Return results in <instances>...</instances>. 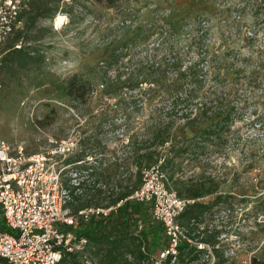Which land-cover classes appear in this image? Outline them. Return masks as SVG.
Wrapping results in <instances>:
<instances>
[{
  "label": "rangeland",
  "instance_id": "rangeland-1",
  "mask_svg": "<svg viewBox=\"0 0 264 264\" xmlns=\"http://www.w3.org/2000/svg\"><path fill=\"white\" fill-rule=\"evenodd\" d=\"M113 2L111 7L95 0L30 1L21 24L0 46V140L22 145L29 154L54 152L51 157L59 161L57 169L63 170L62 179L71 195L79 184V193L94 186L95 179H88L83 170L98 168V164L109 171L102 183L106 190L125 187L130 173L137 172L127 162L129 143L134 135L144 133L151 113L140 103L129 109L115 97L101 96L104 89L97 73L113 55L112 45L131 41L139 60L156 54L160 61L167 58L169 84L177 79L173 70L177 51L184 56V71L203 60L210 76L201 94L188 103L210 106L231 101L240 114L204 161L184 165L189 177L213 179L223 197L201 224L218 233L219 254L207 249L211 258L207 255L197 264H264V0ZM41 6L47 14L56 11L55 16L36 20L35 11ZM60 16L65 17L63 25H58ZM197 20L206 24L202 46L199 41L191 44L200 30ZM161 44L165 50L158 51ZM118 55L120 62L114 59L109 67L111 81L134 72L129 52ZM213 68L222 75L220 89L214 88L218 82ZM75 77L87 87L70 95L68 86ZM191 92L192 85L185 80L180 96L188 99L185 96ZM133 94L126 90L120 96L127 100ZM174 98L171 94L159 97L154 108L168 112ZM183 125L177 124L174 130L179 132ZM64 147L72 149L66 158ZM83 154L92 156L90 164L68 163ZM217 195L202 202L213 204ZM69 211L73 212L70 206ZM145 212L153 218L152 206H145ZM145 223L140 222L141 227ZM86 250L97 264L95 252ZM155 258L162 260L161 251Z\"/></svg>",
  "mask_w": 264,
  "mask_h": 264
},
{
  "label": "trees",
  "instance_id": "trees-1",
  "mask_svg": "<svg viewBox=\"0 0 264 264\" xmlns=\"http://www.w3.org/2000/svg\"><path fill=\"white\" fill-rule=\"evenodd\" d=\"M95 1L107 2L111 7L115 4L113 0ZM55 13L56 11L47 14L44 6H41L35 11V17L36 20L48 17V15L54 17ZM197 23L200 30L198 36L191 40V44L199 41L198 45L202 46L207 35L203 30L206 24L202 20H197ZM132 46L133 43L127 40L113 44V55L102 62L103 66L98 69L97 81L104 89L101 91V96L115 97L119 100V105H128L131 107L129 109H133L134 105L140 103L151 113L144 133L134 135L128 146L127 162L135 166L137 172L136 174L130 173L127 186L115 185L110 190H106L102 183L106 175H109V171L102 170L103 165L101 164H98V168H84L83 171L88 173L87 178L95 179V184L83 190L82 193L78 192L81 190V185L75 188L72 193V202L69 204L73 210V216L77 218L78 213L87 208L115 207V209L108 218H94L89 223L80 221L70 229L77 234L78 240H88L87 248L95 252L98 258L97 264L158 263L159 260L155 258L158 252L161 251L162 254L171 248L166 229L163 224L156 222L154 218L146 214L145 206L148 205L131 201L129 198L142 187L143 172L162 162L161 168L168 176L170 189L177 192L182 199L192 202L179 218L181 227L186 231L187 241L180 243L177 256L169 255L163 263L197 264L205 261L207 255L211 258L206 250L199 248L200 244L209 246L215 254H219L216 250L219 244L217 242L218 233H215L210 226L202 228L201 224H204V217L208 211L220 204L223 197L219 192V185L213 179L206 178L204 175L189 177L184 165L188 161H204L203 158L213 152L211 149L215 147L217 141L225 138L226 130L231 129L232 123L237 120L240 112L237 110L236 103L231 101L213 102L210 106L207 103L195 104V106L188 103L194 95L201 94L210 76V72L205 71L202 66L203 60L184 71L182 62L184 56L182 51H177V54H174L173 65L177 79L169 84L165 74L171 66L166 56L164 55L166 59L161 61L158 60L160 56L157 54L147 56L145 60H139L131 50ZM159 47L161 48L158 51L165 50L164 45L161 44ZM124 50L131 56L129 63L133 66L134 72L128 77L117 76L111 81V78L108 79V72L115 64L114 59L120 62L118 53ZM145 72L148 74L143 75ZM211 73L216 76L215 79L218 82L214 88L220 89L223 79L220 78L221 73L215 68ZM185 80L192 85L191 94L185 96L188 99L180 96V89ZM86 87L85 81H79L78 77H75L70 81L68 91L70 95L78 94ZM126 90L134 92V96H130L128 101L120 96ZM137 90H141L142 94L136 96ZM166 94L176 95L172 108L168 112L154 108L157 98H164ZM182 122L184 125L179 128V132H176L175 126ZM168 144H170L169 147ZM89 158L92 156L83 154L80 157L70 158L68 163L87 165L90 164ZM109 178L112 179L111 176ZM134 178H136L135 184H133ZM214 195L217 197L213 204L202 202L205 198ZM107 202L109 204L105 206ZM140 222H146L147 226L141 227ZM80 225H83L81 229H79ZM0 228L8 231L1 216ZM218 258L221 259L219 256ZM60 264L84 263L79 253H66Z\"/></svg>",
  "mask_w": 264,
  "mask_h": 264
},
{
  "label": "built area",
  "instance_id": "built-area-1",
  "mask_svg": "<svg viewBox=\"0 0 264 264\" xmlns=\"http://www.w3.org/2000/svg\"><path fill=\"white\" fill-rule=\"evenodd\" d=\"M30 1L0 0V46L21 24ZM71 150L64 147V158ZM53 154H29L22 145L0 140V216L8 230L0 228V264H60L66 253H79L84 264H96L87 253L88 240H78L63 226L70 229L78 220L89 223L94 218H108L115 207L87 208L75 218L69 211L72 195ZM161 165L162 162L143 172L142 187L129 198L152 206L154 220L166 229L171 248L162 253V260L156 264H164L169 255L177 256L180 243L187 241L179 218L192 203L170 189ZM199 248L211 249L205 244Z\"/></svg>",
  "mask_w": 264,
  "mask_h": 264
},
{
  "label": "bare ground",
  "instance_id": "bare-ground-1",
  "mask_svg": "<svg viewBox=\"0 0 264 264\" xmlns=\"http://www.w3.org/2000/svg\"><path fill=\"white\" fill-rule=\"evenodd\" d=\"M65 17L64 16H60L59 18H58V25H63L65 22Z\"/></svg>",
  "mask_w": 264,
  "mask_h": 264
}]
</instances>
